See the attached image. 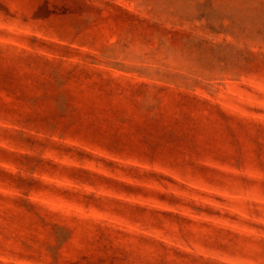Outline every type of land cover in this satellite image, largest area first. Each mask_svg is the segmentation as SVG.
Returning <instances> with one entry per match:
<instances>
[{"label": "rangeland", "instance_id": "obj_1", "mask_svg": "<svg viewBox=\"0 0 264 264\" xmlns=\"http://www.w3.org/2000/svg\"><path fill=\"white\" fill-rule=\"evenodd\" d=\"M0 264H264V0H0Z\"/></svg>", "mask_w": 264, "mask_h": 264}]
</instances>
